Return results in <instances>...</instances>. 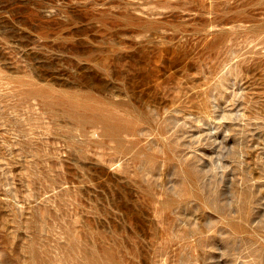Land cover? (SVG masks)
I'll return each mask as SVG.
<instances>
[{"label":"rangeland","instance_id":"obj_1","mask_svg":"<svg viewBox=\"0 0 264 264\" xmlns=\"http://www.w3.org/2000/svg\"><path fill=\"white\" fill-rule=\"evenodd\" d=\"M0 264H264V0H0Z\"/></svg>","mask_w":264,"mask_h":264}]
</instances>
